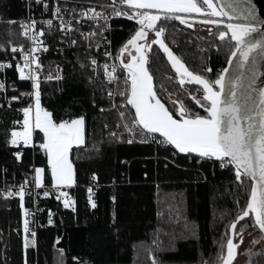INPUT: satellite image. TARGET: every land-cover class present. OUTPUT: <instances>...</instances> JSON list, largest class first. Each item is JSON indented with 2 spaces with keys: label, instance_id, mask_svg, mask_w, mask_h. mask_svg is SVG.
Wrapping results in <instances>:
<instances>
[{
  "label": "snow or ice",
  "instance_id": "snow-or-ice-1",
  "mask_svg": "<svg viewBox=\"0 0 264 264\" xmlns=\"http://www.w3.org/2000/svg\"><path fill=\"white\" fill-rule=\"evenodd\" d=\"M33 2L41 7V17L50 13L51 18L30 17L20 22V35L30 42V47L25 48L20 44L10 49L13 59H16L14 72L19 81L30 82V91H22L17 95L15 83L7 81V72L13 69L12 63L0 62V98L4 104L11 108L13 102L25 99V105L16 109L22 114V121H13L20 125L19 130L13 129L10 138L6 140V144L15 149L11 155L17 164H21L24 149L31 148L42 152L46 159L45 167L30 165V170L23 172L24 179L14 189L3 193L7 198H18L21 222L15 231L21 238L23 264H29V251L38 249L35 212L40 210L38 207L35 210L27 207L26 197L37 204L41 195L44 198L54 196L64 209L75 210L76 202L70 190L77 184V177L70 153L74 147L79 148L85 142L87 111L77 114L61 109L67 118L57 116L56 108L49 109L42 104V84L53 80L59 85L75 83L77 70L88 67L80 60L81 50L86 48L88 52L85 55H90L94 47L98 49L100 43L107 41L105 33L110 31L108 21L112 17L134 21L129 38L119 46L115 56L108 48L104 50V56L119 61V67L126 74L124 87L118 93L122 99L118 104L113 103V93L109 91L106 96L103 93L98 98L91 96V106L97 108L99 105L98 112L101 114L110 110L105 104L119 108V116L124 120L131 115L130 122L117 125L132 134V138L126 142L132 144L139 138L142 142L162 148L168 153L164 157L165 167L170 157L171 162L175 163V158L182 155L201 168L211 163L221 171L234 172L233 188L236 195L246 199L236 200L234 219L226 226V254L223 253L224 245L221 243V253L217 255L216 264H233L237 249L244 244L247 227L258 229V238H254L252 244L264 239V87L257 89L255 86L256 64L258 60L264 59V35L257 40L250 38L252 33L261 31L258 24H264V21H260L257 15L254 0H228L231 14L218 10L213 0H119L122 7H116L113 0L110 12L98 11L91 6L77 8L71 4V0H63V3L61 0ZM173 21L188 29L197 24L207 26L209 38L215 32V39L210 40L207 48L199 49L204 54L201 56L199 71L186 66L166 43L165 33ZM8 23L16 21L9 20ZM84 24H91L93 28L85 32L82 28ZM76 34H79L81 40H86L87 44H82ZM47 37H51L49 42L42 39ZM57 43V55L65 56L68 71L65 73L58 64L57 74H43L40 54L49 52L50 46ZM107 44L110 47L111 41H107ZM154 45L167 58L175 72L176 81L171 88L161 83L159 91L154 87V75L148 67L150 57L158 59ZM213 49L217 53L227 49L225 55L229 65H232L234 57H238L235 63L237 71L231 79L226 80L225 73L229 71L227 67L220 70L215 78L208 75L212 73V68L207 60ZM90 65L95 71L99 66L98 60L92 57ZM246 65H249V75L243 71ZM103 68L104 76L111 83L117 66L104 63ZM152 68L159 71L154 63ZM81 75L84 73L81 72ZM167 79L172 81L173 77ZM187 85L196 87L189 90ZM9 90L12 91L10 96L7 95ZM57 91L59 95L56 102L63 96L65 88L61 86ZM73 103L79 105L83 101ZM166 103L171 107L166 106ZM193 103L203 109V114L194 110ZM127 106L130 109L125 112L123 109ZM131 110H134V114ZM107 129L108 125L103 124L102 132ZM108 135L117 142L124 140L123 136L115 132H109ZM0 171L5 175L7 173L6 168ZM46 173L50 174L52 191L47 190L44 181ZM30 175L31 180L28 179ZM147 175L145 172L144 176ZM91 180L98 183V174L93 172ZM86 192V209H97L93 187L88 186ZM111 199L115 201L114 196ZM241 221L244 223L238 228ZM47 224L53 225L51 210L48 211ZM110 227L118 242L121 225L113 219ZM169 235L170 244L159 247L158 252H174L179 240H198V225L188 222L179 234ZM0 242L5 250L4 260L0 264H7L8 240L4 238L2 230ZM151 264H167V261L157 255ZM201 264L212 262L205 259Z\"/></svg>",
  "mask_w": 264,
  "mask_h": 264
},
{
  "label": "trees",
  "instance_id": "trees-1",
  "mask_svg": "<svg viewBox=\"0 0 264 264\" xmlns=\"http://www.w3.org/2000/svg\"><path fill=\"white\" fill-rule=\"evenodd\" d=\"M81 1L109 5L113 3V0ZM115 4L120 5L119 0H115ZM24 5L22 0H0L1 61L10 55L12 46L26 45L20 36L19 23H8L9 20L18 21L26 15ZM113 25V46L117 53L119 46L129 38L134 21L117 19L113 21ZM215 35L209 38L208 34L190 30L173 21L165 33V41L186 66L199 71L201 56L204 55L199 49L207 48ZM198 37L205 39L200 40ZM153 47L158 59L150 57L148 67L154 75V87L159 91L163 83L171 88L176 83L174 70L158 46ZM226 52L227 49L220 53L211 50L207 64L212 68L213 77L225 67ZM87 58L88 56L80 52V60L88 67L77 70L75 83L42 84V104L49 109L56 108L57 116L67 118L61 109L77 114L87 111L86 141L83 146L74 147L70 153L77 177V184L70 190L76 202L75 210L64 209L54 196L38 199V249L29 251V264H151L157 255L165 259L167 264H201L205 259L216 264L217 255L221 253V243L224 245L223 253L226 254V226L234 219L237 211L236 200L246 199L236 195L233 188L234 172L221 171L211 163L201 168L184 159L182 155L175 158V163L171 162L170 157L168 166L165 167L164 157L168 153L162 148H157L155 144H144L139 138L128 144V135L124 128L117 127L122 121L116 113L109 110L101 114L98 112L99 105L93 108L89 103L91 96L98 98L102 93L105 96L107 93L101 75L93 71ZM58 59L60 58L57 57L56 60ZM61 62L64 72L67 73L65 58ZM153 63L158 67V72L152 68ZM119 74L122 90L126 74L121 70ZM10 75L18 90L17 95L22 91H30L27 82L16 79L13 72ZM169 76L173 77L172 81L167 79ZM61 86L65 91L56 102L59 95L57 89ZM73 101L83 103L77 105ZM24 105L25 99L22 98L13 102L11 108L6 104L0 107V169L6 168L8 176L15 175L17 178L24 177L23 172L30 170V165L46 166L43 153L31 148L24 149L22 163L17 164L11 155V151L15 149L6 144L11 131L19 130L20 125L13 121H22V114L16 109ZM104 106L110 108V105ZM166 106L171 107L167 103ZM193 108L203 114L202 109L195 105ZM129 109L127 106L125 112ZM131 113L134 114L132 110ZM127 119L130 121L131 115ZM105 123L108 129L102 132ZM109 132L123 136L124 140L114 141L109 137ZM93 172L98 174V183L91 180ZM145 172L147 177L144 176ZM44 181L49 191H52L49 173H46ZM88 186L93 187L94 198L98 202L95 210L86 209ZM159 190L165 193L162 199L158 198ZM113 196L115 201L111 199ZM49 210L53 213L51 226L47 224ZM113 219L121 225L118 242L110 227ZM20 222L18 203L0 200V230L8 240L7 264H23L21 238L15 231L20 227ZM188 222L198 225V240H179L174 252L157 251L159 247L170 244L169 233L179 234ZM4 257V246L0 242V262ZM261 262H264V247L250 255L251 264Z\"/></svg>",
  "mask_w": 264,
  "mask_h": 264
},
{
  "label": "built area",
  "instance_id": "built-area-1",
  "mask_svg": "<svg viewBox=\"0 0 264 264\" xmlns=\"http://www.w3.org/2000/svg\"><path fill=\"white\" fill-rule=\"evenodd\" d=\"M22 1L25 4L24 8L26 10V15L23 18H21L18 21H16V22L20 23V22H23V21H27L30 17H34V18H37V19H48V18H51L50 17V13H46L43 17H41V7L39 5H36L33 2V0H22ZM61 3H63V0H61ZM71 4L75 5L77 8H80V7H85L86 8V7L91 6V7H95L98 11H105V12H110L111 11V7L113 6V3L109 5V4L98 3V2L95 3L93 1H81V0H71ZM115 6L116 7H122L121 5H117V4H115ZM30 7H31V11L29 10ZM117 19H126V18H124V17H120V18L112 17L108 21V26H109L110 31L106 32L105 35L107 37V41H111V46L110 47L108 46L107 41L102 42V43H100L98 49L94 47L91 50V54L90 55H85V56H88V58H87L88 60L87 61L89 62V64H90V60H91L92 57H95L98 60L99 66L96 67L95 73L101 75V77H102V79H103V81H104V83L106 85V93H108L109 91H111L113 93V103H116V104H118L120 102V100L122 99L119 96V94H118L119 91H120V74H119L120 68H119V65H118L117 61H115L111 57H105L104 56V50H105V48H108V50L113 53V56H115V54H116L115 46H113L114 45V41H113L114 25H113V21L117 20ZM42 26L43 25H38V27H42ZM82 28H83V30L85 32H87L90 28H93V25L84 24V25H82ZM22 38L26 42V45L24 47L25 48L30 47V42L27 41L24 37H22ZM76 38L78 40H81V37L79 36V34H76ZM42 39H45L46 42H49L51 40V37L42 38ZM81 43L86 45L87 41L86 40H81ZM93 43L95 44V40L93 41ZM58 46H59L58 43L57 44H52L50 46L49 52L40 54V58H41V61H42V64H43V70H42L43 74H48V73H51V74H54V75L57 74L58 73V69H57V65L58 64L63 68V63L61 61H63L65 56L64 55H57L56 49H57ZM81 52L83 54H85L86 52H88V50L85 48V49H82ZM69 54H71V52ZM57 57L60 58V59L56 60ZM17 58H18V53H17ZM0 62H10V63H12L13 69L9 70L7 72V81H8V83H14V79H12L10 73L13 72L15 77H16V79H18L17 74L14 72V65L16 63V59H13V56L10 53L9 56H7L2 61L0 60ZM104 63H108L110 66L113 65V64H115L117 66V71L114 74L115 78L112 80L111 83H109L108 79L104 76V68H103V64ZM91 68L93 69V66H91ZM109 70H111V68ZM27 83L30 86V82H27ZM45 83H57V82L55 80H53V81H47ZM11 93H12V91L9 90L7 95L10 96ZM0 100H1V104H4L3 99L0 98ZM109 109L117 111V112H119L121 110L119 108H111V106H110ZM127 135H128L127 139L132 138V134L130 132L127 133ZM138 140L140 142H142L140 139H138ZM135 141H136V139H135ZM142 143H144V144H153V143H149V142H142ZM23 179H24V177L17 178L15 175L8 176V174L5 175L2 171H0V200H6V201L10 200V201H16L18 203V198H7V197H5L3 195V193H4L5 190L14 189L16 187V185L18 184V182H20ZM28 179L31 180L32 176L30 175L28 177ZM47 190H50V189L47 187ZM71 196H72V194H71ZM40 197H43V196L41 195ZM26 206L29 207V208H32L33 210H35L38 207L37 204H33L31 202V200L29 198H27V197H26ZM37 213H38V211L35 212V216H36L35 228L37 227V224H38V214ZM36 231H37V228H36Z\"/></svg>",
  "mask_w": 264,
  "mask_h": 264
},
{
  "label": "water",
  "instance_id": "water-1",
  "mask_svg": "<svg viewBox=\"0 0 264 264\" xmlns=\"http://www.w3.org/2000/svg\"><path fill=\"white\" fill-rule=\"evenodd\" d=\"M214 4L216 5L218 10H223L225 12H229L231 14V9L228 7V0H213ZM254 3L257 5V15L260 19V21H264V0H254ZM227 20V18H224ZM258 27L261 29V31H258L256 33H252L250 38L252 40H257L259 39L262 35H264V24H258ZM238 57L233 58V63L232 65H229L226 62L225 67L229 69L227 73H225L226 80L231 79L234 74H236V68H235V63ZM118 65H119V61ZM224 67V68H225ZM249 65H246L245 69L243 70L245 72V75H249L247 68ZM120 68V67H119ZM256 69H257V77H256V88L259 89L260 87H264V59H260L257 61L256 64ZM122 71V69L120 68ZM227 92V87L225 89V93ZM223 97V94H222ZM130 107V106H129ZM134 112V110H132Z\"/></svg>",
  "mask_w": 264,
  "mask_h": 264
},
{
  "label": "rangeland",
  "instance_id": "rangeland-1",
  "mask_svg": "<svg viewBox=\"0 0 264 264\" xmlns=\"http://www.w3.org/2000/svg\"><path fill=\"white\" fill-rule=\"evenodd\" d=\"M197 29L200 30V29H206V27L204 26H197ZM207 31V29H206ZM150 38H151V34H150ZM195 88H193L192 90H194ZM197 95H200V93H197ZM124 111H126V108L123 109ZM110 111H113L116 113V115L118 116V118L122 121L121 125H123L124 123H128L130 121H127L124 120V119H121L120 116H119V112L117 111H114V110H110ZM124 131L126 133H129L127 130L124 129ZM163 196H165V193L162 192V191H158V198L159 199H162ZM244 222L241 221L238 223V228L240 226V224H243ZM249 233H251V235H249ZM254 238H258V229H254L252 227H247L245 229V238H244V244L240 245V247L237 249V256L236 258L234 259L233 261V264H251L250 263V255H251V252L257 250V249H261L264 247V239H261L260 242H257L255 244H252L251 241L254 239ZM59 264H63L62 262H59Z\"/></svg>",
  "mask_w": 264,
  "mask_h": 264
},
{
  "label": "flooded vegetation",
  "instance_id": "flooded-vegetation-1",
  "mask_svg": "<svg viewBox=\"0 0 264 264\" xmlns=\"http://www.w3.org/2000/svg\"><path fill=\"white\" fill-rule=\"evenodd\" d=\"M203 26V25H200V24H197V25H195L193 28H191L190 30H196V31H199V32H201V33H203V34H208V28H207V26H204V27H206V29H207V31H206V29H200V30H198L197 29V26ZM213 34H215V32H213ZM125 59H126V57H125ZM175 73V72H174ZM208 75H210L212 78H215V77H213V75H212V73H210V74H208ZM189 90H192L193 88H195L196 86L195 85H187L186 86ZM193 105H194V103H193ZM171 106V105H170ZM196 107H198V106H196ZM199 108V107H198ZM203 110V109H202Z\"/></svg>",
  "mask_w": 264,
  "mask_h": 264
},
{
  "label": "crops",
  "instance_id": "crops-1",
  "mask_svg": "<svg viewBox=\"0 0 264 264\" xmlns=\"http://www.w3.org/2000/svg\"><path fill=\"white\" fill-rule=\"evenodd\" d=\"M85 141H86V139H85ZM84 144H85V142H84ZM84 144H83V145H84ZM83 145H81V146H83ZM73 187H74V186H73Z\"/></svg>",
  "mask_w": 264,
  "mask_h": 264
}]
</instances>
